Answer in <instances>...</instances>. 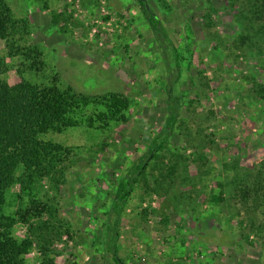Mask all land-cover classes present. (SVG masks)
<instances>
[{"label": "rangeland", "instance_id": "374dc122", "mask_svg": "<svg viewBox=\"0 0 264 264\" xmlns=\"http://www.w3.org/2000/svg\"><path fill=\"white\" fill-rule=\"evenodd\" d=\"M5 1L29 23L19 43L44 54L39 72L26 57L8 59L10 84L20 82L21 69L34 83L58 76L64 89L130 101L127 122L105 125L91 107L81 126L46 137L72 154L61 184L57 175L32 191L51 208L42 218L30 190L10 191L8 213H32L27 222L18 216L14 228L19 240H34L27 263L48 255L55 264H114L103 243L105 214L116 184L163 128L172 92L181 115L128 201L119 257L127 264H264V205L253 199L264 167V46L262 37L241 39L249 35L245 1L145 0L157 30L138 0ZM0 54H7L4 43ZM91 78L97 86L87 89L82 80ZM158 181L161 192L148 193L146 183Z\"/></svg>", "mask_w": 264, "mask_h": 264}, {"label": "trees", "instance_id": "16d2710c", "mask_svg": "<svg viewBox=\"0 0 264 264\" xmlns=\"http://www.w3.org/2000/svg\"><path fill=\"white\" fill-rule=\"evenodd\" d=\"M244 1L247 4L244 5L247 9V13H244V21L249 35L242 36L241 39L254 43L253 39L262 37L264 46V0ZM138 3L154 25L153 29L157 30L158 16L155 17L152 9L148 10L142 0H138ZM29 34L28 20L15 19L7 2L0 0V43H4L7 48V54L4 56L0 54V264H28L26 256L34 248L33 239L19 240L14 235V228L20 221L17 217L20 216L22 222H27L32 213L30 211L20 215L8 213L10 191L19 186L21 190H30L32 193L42 181L55 180L57 175H59L58 183L61 184L66 178L67 168L70 167L66 164V157L72 154L71 149L47 140L46 137L50 134H62L70 128L81 126L80 115L91 107L98 109L97 119L105 125L127 122L130 106L129 99L121 93L93 96L76 92L71 87L64 89L58 84V76L54 77L50 84H38L27 80L21 69H17L20 82L10 84L6 79V74L11 69L8 62L10 58L23 56L32 60L30 65L32 71L39 72L43 68L44 54L40 47L26 43L22 45L17 40L19 35L25 40ZM159 37H163L160 32ZM171 85L168 84V92ZM260 91L263 92L264 100V87H261ZM168 94V114L163 128L158 137L151 142L148 154L144 155L138 164L134 162L132 168L116 184L112 204L105 214L107 229L106 241L103 243L112 251L114 264H127L119 257L117 240L128 201L136 185L146 176L150 166L149 161L158 158V153L168 142L181 115L180 100L175 99L172 92ZM88 120L92 122V118ZM159 138L164 139L159 142ZM257 182L253 190V199L256 205H264V167L257 177ZM146 186L148 193L161 192L162 185L159 181L156 186H150L148 183ZM249 193V190H245L243 195ZM32 194H34L32 204L35 205L37 217L42 218L51 208L47 204L38 202V196ZM213 199L216 202L220 201L218 196H214ZM147 213L148 210H145L144 215L148 216ZM47 256L44 255L41 264H55Z\"/></svg>", "mask_w": 264, "mask_h": 264}, {"label": "flooded vegetation", "instance_id": "af4514ba", "mask_svg": "<svg viewBox=\"0 0 264 264\" xmlns=\"http://www.w3.org/2000/svg\"><path fill=\"white\" fill-rule=\"evenodd\" d=\"M80 59H82L83 57L82 56H78ZM87 57V56H86ZM86 60H88L87 58H85ZM97 62V60H96ZM82 82L84 83V86H86L87 89H90V88H94L96 85V79L94 78H91L88 82H84V80H82Z\"/></svg>", "mask_w": 264, "mask_h": 264}, {"label": "water", "instance_id": "95a60500", "mask_svg": "<svg viewBox=\"0 0 264 264\" xmlns=\"http://www.w3.org/2000/svg\"><path fill=\"white\" fill-rule=\"evenodd\" d=\"M142 1L145 3L146 8H147L148 10H150V7H149V4L147 3V1H145V0H142Z\"/></svg>", "mask_w": 264, "mask_h": 264}]
</instances>
